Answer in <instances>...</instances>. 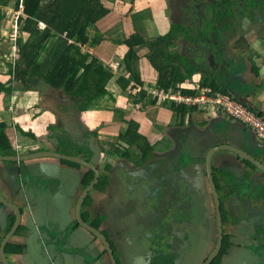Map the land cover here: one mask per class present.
Returning a JSON list of instances; mask_svg holds the SVG:
<instances>
[{"label": "flooded vegetation", "instance_id": "obj_1", "mask_svg": "<svg viewBox=\"0 0 264 264\" xmlns=\"http://www.w3.org/2000/svg\"><path fill=\"white\" fill-rule=\"evenodd\" d=\"M172 24L174 39L178 31L192 38L188 61L203 78L264 116V0H175ZM234 79L239 90L231 92L225 82ZM79 112V102L68 110L75 119ZM179 113L164 134L141 142L60 133L22 151L10 137L14 149L0 155V264H264V140L214 110ZM223 145L237 151L209 165ZM46 151L84 161L27 158ZM90 162L99 178L89 191ZM32 173L59 179L50 199L29 185ZM94 194H107L108 206Z\"/></svg>", "mask_w": 264, "mask_h": 264}, {"label": "crops", "instance_id": "obj_2", "mask_svg": "<svg viewBox=\"0 0 264 264\" xmlns=\"http://www.w3.org/2000/svg\"><path fill=\"white\" fill-rule=\"evenodd\" d=\"M19 1L8 0L7 3L5 0L6 3L3 4L0 0V12L2 15V21L0 23V122L7 124V132L15 142L14 145L16 148L19 147L17 145H20V150L22 151H30L32 149L36 151L39 148L38 146L36 147V143L42 140L44 142H50L51 139H55L54 135L59 136L60 133H68L70 136L75 134L73 136H76L77 140L86 138L89 132H94L105 143V141H113L117 137L120 139L119 135L125 131L130 121L136 122L139 133L142 136L141 129L143 126H148L149 128L150 123L154 125L159 121L160 125L159 123L158 125L161 128L157 132L164 134V126H168L170 122L175 121L176 113L169 109L170 105L157 104L151 102L149 98V101L144 104L142 102H131L128 98L130 91L126 90L122 92L121 88L117 86V82L121 77H124V74L115 73L108 67L117 69L119 65L122 66V71H126L123 67V57L129 49L124 42L128 40L129 36L131 37L133 34H137L140 40H143L146 44L158 38L168 36L170 31L174 29V26H172V14L175 0H102V3L108 10L107 15L102 18L97 15L94 21L87 24L90 43L83 48L85 52L98 58L100 63L115 75L114 84L108 88L112 97L106 96L94 102L86 111L79 112L76 115V119L68 114V110L77 102L75 99L67 96L62 91L53 90L44 80L37 78L34 80L36 83L33 85V89L35 90L29 92L25 89L24 85L17 82L15 77H13V67L20 59V54L18 58L14 57L13 47L15 42L13 37L17 34V39L22 36L27 41L31 34L26 29L27 17L22 18V21L20 20L18 32L14 29ZM81 1L62 0L61 6L56 8V11L61 13V16L51 10L54 0H42L41 9L48 11L46 17L50 22H53L55 26L64 30L70 20L77 16ZM152 22L155 24L159 35L152 34L153 30L149 28ZM22 25L25 27L23 30ZM39 28L44 31L51 27L45 22H40ZM51 30L53 36L45 43L43 53L38 58L39 66L42 67L44 75L49 74L52 69V62L50 60L54 51L60 47L63 49L66 47V44L68 45L74 42L68 39L67 31L61 34L53 30V28ZM178 36H175L172 44L169 45V56L174 61L178 57V59H186L188 64H191L188 61L189 57L186 49L189 48V40L192 38H190L187 32L178 34ZM149 51V48L146 46L137 50L139 56L137 64L141 82L148 90L149 87H157L158 80L157 72L147 59ZM175 64L181 70V64L177 62ZM198 72L201 74L200 70ZM184 74L186 73L184 72ZM202 79L203 75L200 78L197 76L194 80L186 81L183 84L190 85L192 88L196 87L194 90H197L200 86L198 83ZM141 92L138 90L137 94ZM132 97L134 100L135 95ZM66 106L68 107L65 109ZM63 111L67 116H64ZM148 117L153 121L148 119ZM144 118L149 122H145ZM76 122H78V127L74 126ZM107 124L122 126L112 128L111 130V128H106ZM57 126L58 130L53 135L48 134L51 128H57ZM81 127L83 131L79 129ZM122 129L123 131H121ZM44 135L47 137H43ZM159 137L157 136L156 138ZM98 138H92V141H94L93 144L96 145ZM54 147L56 146L53 145L51 149ZM216 157L221 158V154H217ZM197 170L198 168L191 175L198 177L199 173L196 172ZM94 196H97V202L102 208L108 206L107 194H94ZM102 228H107V226L102 225Z\"/></svg>", "mask_w": 264, "mask_h": 264}, {"label": "trees", "instance_id": "obj_3", "mask_svg": "<svg viewBox=\"0 0 264 264\" xmlns=\"http://www.w3.org/2000/svg\"><path fill=\"white\" fill-rule=\"evenodd\" d=\"M6 2L8 3V0ZM6 2L1 0L3 4ZM41 2L42 0H25V13L28 18L26 29L31 34L27 41L22 36L18 39L20 59L13 67V77H15L17 82L24 85L29 92L35 90L33 85L36 83L34 82L36 78L44 80L53 90L62 91L67 96L81 103L83 111H86L94 102L106 96L112 97L108 88L114 84L115 75H113L112 71L106 69L98 58L91 56L83 48L90 43L87 24L94 21L97 15L101 16L100 18L107 15L108 10L102 0H82L77 16L70 20L64 30L47 19L46 13L48 11L41 9ZM61 4L62 0H54L51 6V10L59 16H61V13H58L56 8L61 6ZM17 7H20V1ZM1 21L2 15L0 12V23ZM40 22H45L49 27L61 34L67 31L68 39L74 41L71 44H66L63 49L60 47L54 51L50 60L52 69L47 75L43 74L42 67L38 65L37 60L45 43L53 36V32L51 28L44 31L40 30ZM23 29L25 27L22 25ZM174 31L175 29L171 30L168 36L150 41L147 44L140 40L137 34H133L131 38L124 42L129 49L123 57V67L126 71L124 77H121L117 82V86L121 88L122 92H125L132 82L135 84L130 95H128L133 103L140 102L142 98L148 97L146 94L135 93L139 88L145 87L141 82L137 64L139 59L137 50L143 46L148 47L150 50L147 54V59L158 74L157 87L163 91L176 90L184 82L192 81L193 79L189 78L198 72L195 67L188 64L186 59H178L176 57L177 60L174 61L170 58L168 48L172 44ZM176 62L181 64V70L176 67ZM198 84L200 86L197 90L183 91V94L195 96L200 89L206 87L215 91L222 90L218 81L209 77H204ZM133 95H135L134 100ZM173 106L178 117L180 115L179 112H184L186 108L184 106ZM7 130V124L0 122V155L7 152L11 153L14 149ZM119 137L134 142H141L144 139L139 133L138 125L134 121L128 122V128Z\"/></svg>", "mask_w": 264, "mask_h": 264}, {"label": "built area", "instance_id": "obj_4", "mask_svg": "<svg viewBox=\"0 0 264 264\" xmlns=\"http://www.w3.org/2000/svg\"><path fill=\"white\" fill-rule=\"evenodd\" d=\"M26 18L25 0H20V7L16 12L14 29L19 31L20 20ZM15 42L13 50L14 57L18 58L20 48L18 46L17 34L13 37ZM118 65V64H117ZM119 66V65H118ZM199 88V87H198ZM145 89V88H144ZM144 89L139 88V91ZM190 85H181L176 90L163 91L158 87L147 89L148 97L157 102L167 105L184 106L194 112L203 110H214L220 114L237 119L249 126L258 138L264 140V116L248 108L242 102L223 91H215L212 88H202L197 95H185L183 91L194 90Z\"/></svg>", "mask_w": 264, "mask_h": 264}, {"label": "water", "instance_id": "obj_5", "mask_svg": "<svg viewBox=\"0 0 264 264\" xmlns=\"http://www.w3.org/2000/svg\"><path fill=\"white\" fill-rule=\"evenodd\" d=\"M74 126L75 127H78V122L74 123ZM95 139V136L93 137ZM94 142V141H93ZM93 153H97L96 149L95 148H91ZM234 150V151H237L235 148L229 146V145H223L221 147H217V148H213L211 150V152L209 153L208 155V164L211 165L212 163V160H213V157L215 154L217 153H221L222 151H225V150ZM95 151V152H94ZM43 156H52L53 158H57V159H69V160H72L74 162H81V161H84V160H81L80 157H71V156H65L64 154L60 153V152H56V151H46V152H40L38 154H33L31 156H27V158H33V159H38V158H41ZM192 158H195V157H192ZM185 161H188L185 160ZM94 163L90 162L88 163V166L92 167L94 169V171L96 172V179L94 180V183L92 184V186L89 188V191L91 189L94 188V185L96 184V182L98 181V178H99V173L98 171L95 169L96 167L93 166ZM185 164H187V162H185ZM176 167H180V166H177V165H174L173 166V169L171 171V175H174V176H178L179 173H181V170L179 172H177V174L175 173V169ZM190 165H185V168H189ZM43 175V174H42ZM32 176L30 178L29 181H27L29 183V185L35 190L37 191L38 193L42 194L43 197H48V199H50L53 194H54V191H53V186L55 185V183L57 182V180L59 179H56V178H51V177H48L50 179H45L43 178L41 175H35L34 173H32ZM176 180V179H175ZM209 180L211 182V179L209 177ZM212 180H213V177H212ZM173 179H167V180H163V183L164 184H169V183H173ZM51 182V183H49ZM211 186L213 187L214 191H215V195H216V200L218 201V194H217V191H216V185L214 184V182L212 181L211 182ZM1 197V195H0ZM58 207V205H57ZM99 231V230H98ZM98 231L96 232L97 235H98ZM101 232V231H100ZM102 233V232H101ZM102 235V234H101Z\"/></svg>", "mask_w": 264, "mask_h": 264}, {"label": "rangeland", "instance_id": "obj_6", "mask_svg": "<svg viewBox=\"0 0 264 264\" xmlns=\"http://www.w3.org/2000/svg\"><path fill=\"white\" fill-rule=\"evenodd\" d=\"M169 14H170V10H169ZM150 27V29L151 30H153V33L152 34H155V35H159V32H158V30L156 29V26H155V24L152 22V24H150L149 25ZM154 28V29H153ZM137 32V31H136ZM129 38H131L130 36H129ZM128 38V39H129ZM42 53H43V49L40 51V54H39V57L42 55ZM37 63H38V60H37ZM38 65H39V63H38ZM109 67V69H111L113 72H115V73H119V74H121V75H123L124 74V72L125 71H122V66H118L117 67V69H113V68H111L110 66H108ZM235 70V69H234ZM201 77V74H199V72H196V74H194L193 76L191 75V78H189V79H195L196 77ZM237 84H239V82L237 81V80H235L234 79V81H226L225 82V85H226V87H228L229 88V91H234V92H236V91H238L239 89H236L237 88ZM135 86V84L134 83H132V84H130V87L127 89V90H129L130 92L132 91V89H133V87ZM145 88V89H144ZM149 88H152V87H149ZM196 88V87H195ZM141 89H144L141 93H139V94H146L147 96H148V92H147V87H142ZM246 89V91H248L249 93H252L253 94V92H255V89H253L252 87H247V88H245ZM135 93H137V92H135ZM134 93V94H135ZM129 98V97H128ZM263 98H261V100H262ZM130 100V99H129ZM132 102V101H131ZM8 114V113H7ZM1 117H3V115H1ZM149 117H151V116H149ZM148 117V119H151V118H149ZM147 118V117H146ZM152 120V119H151ZM158 120H159V118H158ZM144 121L145 122H149L147 119H145L144 118ZM153 121V120H152ZM158 123H159V125H160V122L158 121ZM158 123L156 122L154 125L152 124V123H150V125H149V128H148V126H143L142 127V134L143 135H148L149 134V132L150 131H158L161 127L158 125ZM120 126H122V125H120ZM119 125H106V128H111V130H112V128H117V127H120ZM58 130V126H57V128L56 127H53V128H51L50 129V131H49V133L48 134H51V135H53L56 131ZM164 130V129H163ZM110 131V130H109ZM121 131H123V129L121 130ZM120 131V132H121ZM43 137H47L46 135H44ZM115 138V137H114ZM118 138V137H117ZM123 139V138H122ZM161 143H163L164 141L162 140V141H160ZM219 154H221L220 152H219ZM222 155V154H221Z\"/></svg>", "mask_w": 264, "mask_h": 264}]
</instances>
